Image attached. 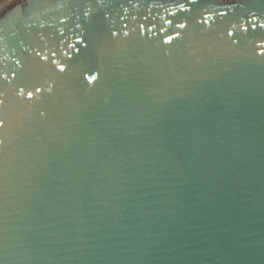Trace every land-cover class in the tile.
<instances>
[{
	"label": "water",
	"instance_id": "obj_1",
	"mask_svg": "<svg viewBox=\"0 0 264 264\" xmlns=\"http://www.w3.org/2000/svg\"><path fill=\"white\" fill-rule=\"evenodd\" d=\"M0 264H264V0H0Z\"/></svg>",
	"mask_w": 264,
	"mask_h": 264
}]
</instances>
